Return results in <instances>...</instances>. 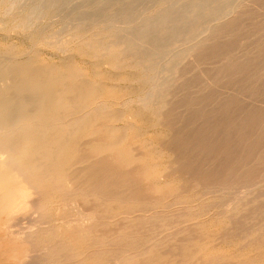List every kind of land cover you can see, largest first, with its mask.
Wrapping results in <instances>:
<instances>
[{"label":"bare ground","instance_id":"1","mask_svg":"<svg viewBox=\"0 0 264 264\" xmlns=\"http://www.w3.org/2000/svg\"><path fill=\"white\" fill-rule=\"evenodd\" d=\"M0 264H264V0H0Z\"/></svg>","mask_w":264,"mask_h":264},{"label":"rangeland","instance_id":"2","mask_svg":"<svg viewBox=\"0 0 264 264\" xmlns=\"http://www.w3.org/2000/svg\"><path fill=\"white\" fill-rule=\"evenodd\" d=\"M12 35L14 36L15 35V33L13 32L12 33ZM15 37V36H14ZM47 56H50V55H48V53H47ZM56 59H59L58 57H56Z\"/></svg>","mask_w":264,"mask_h":264}]
</instances>
